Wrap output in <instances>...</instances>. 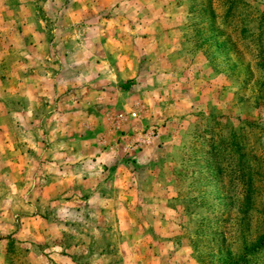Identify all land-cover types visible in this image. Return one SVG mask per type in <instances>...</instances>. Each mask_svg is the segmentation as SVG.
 <instances>
[{
	"label": "rangeland",
	"instance_id": "obj_1",
	"mask_svg": "<svg viewBox=\"0 0 264 264\" xmlns=\"http://www.w3.org/2000/svg\"><path fill=\"white\" fill-rule=\"evenodd\" d=\"M0 227V264H264V0H0Z\"/></svg>",
	"mask_w": 264,
	"mask_h": 264
},
{
	"label": "crops",
	"instance_id": "obj_2",
	"mask_svg": "<svg viewBox=\"0 0 264 264\" xmlns=\"http://www.w3.org/2000/svg\"><path fill=\"white\" fill-rule=\"evenodd\" d=\"M36 91V89L34 90ZM22 110L15 112L14 114L16 116H20L24 117V121L26 123H34L35 125H40L39 127H42L43 124L45 123H54L57 118L56 116H51L49 115V118H47L48 116H45L47 119L43 120L42 114L40 112H38V108H43L44 105L43 103H41V101H35L33 100L32 103H26L24 105H22ZM33 109V111L31 112L30 109ZM41 132V131H40ZM2 138L3 141H5V148L6 150H10V147L6 145V141H9L10 137L8 136L7 133L2 134ZM68 141H66L64 144H56L55 139L53 137H50L49 134H46L45 132H41L38 133V136L35 137L34 141L37 144L36 147V151L31 152L30 154L33 155L34 157L37 156H45L47 155L48 157H50L51 162H48L46 165H43L42 162H40L38 165V169L39 172H41V170H49L51 173H59V176H65L67 177V180L65 181V190L64 193L62 194V190L61 193L58 196L55 197H49L47 199H44V202H46V204L52 205V206H57V203H61V204H73V202H71V196L73 194V185H71L72 183L68 180V176L71 175L74 170V161H73V156L75 154L74 152V148H73V138H69L67 139ZM25 148H27V146L24 144L21 147L18 146V151L20 152V150H25ZM25 151H22L21 153L23 154ZM19 154V153H18ZM79 155L82 156V152L78 153ZM61 157H64L65 159H62ZM59 158L61 159V161H59ZM10 164V163H9ZM10 171L14 172L13 170L15 169V165L12 166L10 165ZM20 168V166H19ZM43 168V169H42ZM87 168V167H85ZM64 172V173H63ZM69 173V174H68ZM12 176V175H10ZM56 176V175H53ZM53 176L49 178H46L45 184H49L50 186L53 185V181L52 178H54ZM12 178V177H10ZM18 181V180H17ZM40 181H42L40 179ZM68 187L70 189V187H72L71 192H69L68 194ZM60 198V200L57 202V200ZM62 201V202H60ZM37 204L39 202H36ZM3 230V229H2ZM4 235V231H1V227H0V235Z\"/></svg>",
	"mask_w": 264,
	"mask_h": 264
},
{
	"label": "trees",
	"instance_id": "obj_3",
	"mask_svg": "<svg viewBox=\"0 0 264 264\" xmlns=\"http://www.w3.org/2000/svg\"><path fill=\"white\" fill-rule=\"evenodd\" d=\"M131 84H132V82L127 83V85H125V89H127V90L131 89Z\"/></svg>",
	"mask_w": 264,
	"mask_h": 264
}]
</instances>
